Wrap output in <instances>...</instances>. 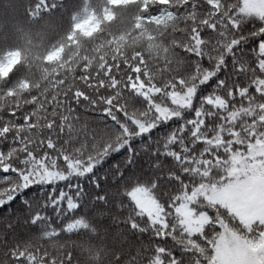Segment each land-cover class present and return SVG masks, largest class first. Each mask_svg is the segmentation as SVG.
Listing matches in <instances>:
<instances>
[{
    "label": "snow or ice",
    "instance_id": "obj_1",
    "mask_svg": "<svg viewBox=\"0 0 264 264\" xmlns=\"http://www.w3.org/2000/svg\"><path fill=\"white\" fill-rule=\"evenodd\" d=\"M18 8L0 30V264H81L78 247L264 264V0ZM33 32L47 44H15Z\"/></svg>",
    "mask_w": 264,
    "mask_h": 264
},
{
    "label": "trees",
    "instance_id": "obj_2",
    "mask_svg": "<svg viewBox=\"0 0 264 264\" xmlns=\"http://www.w3.org/2000/svg\"><path fill=\"white\" fill-rule=\"evenodd\" d=\"M27 3V0H0V30H2L6 24L8 23H16L19 24L20 21V15L22 10L18 8V5L21 3ZM93 3L99 7L102 5L103 0H93ZM123 16L127 17L129 13H123ZM94 30V26L92 27H86L85 31L86 33H90ZM32 44L27 43L26 37H20L15 40V44L20 47H33V46H39L41 42L44 44H47L48 40L47 38H43L41 36H38L33 32L32 37ZM6 70V69H5ZM42 75V69L36 68L34 69V76L39 77ZM71 246V245H70ZM77 255L81 261V264H89L90 260H92V257L87 255V248H77ZM104 261L105 264H114L113 261L107 260V254L104 255Z\"/></svg>",
    "mask_w": 264,
    "mask_h": 264
}]
</instances>
